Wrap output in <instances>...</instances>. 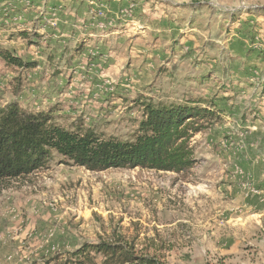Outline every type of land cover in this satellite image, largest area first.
Listing matches in <instances>:
<instances>
[{"label":"rangeland","instance_id":"obj_1","mask_svg":"<svg viewBox=\"0 0 264 264\" xmlns=\"http://www.w3.org/2000/svg\"><path fill=\"white\" fill-rule=\"evenodd\" d=\"M101 5L106 17L92 25ZM0 45L38 62L16 94L17 72L0 59V105H55L69 129L131 138L140 97L223 108L190 139L197 163L183 173L90 171L55 157L0 181V264H64L98 241L164 264H264V183L226 177L243 168L236 147L254 149L252 166L264 157V0H0Z\"/></svg>","mask_w":264,"mask_h":264},{"label":"trees","instance_id":"obj_2","mask_svg":"<svg viewBox=\"0 0 264 264\" xmlns=\"http://www.w3.org/2000/svg\"><path fill=\"white\" fill-rule=\"evenodd\" d=\"M30 34L28 29L19 31L22 37L30 38ZM88 39V33L79 38L72 56L86 49ZM0 59L16 70L14 91L20 93L26 78L23 72L34 70L38 62L1 45ZM140 102L143 117L136 133L127 139L80 124L66 128L54 120L55 105L34 110L19 99L0 105V181L46 169L55 157L90 171L143 168L179 174L192 169L197 160L190 139L219 120L223 108L204 98L165 103L140 97ZM70 255L64 264H164L156 256L138 254L134 245L122 241L86 242Z\"/></svg>","mask_w":264,"mask_h":264},{"label":"crops","instance_id":"obj_3","mask_svg":"<svg viewBox=\"0 0 264 264\" xmlns=\"http://www.w3.org/2000/svg\"><path fill=\"white\" fill-rule=\"evenodd\" d=\"M125 2H127V0H123ZM86 33H88L89 37L93 36V32L91 31H87ZM29 60H33V59H29ZM54 62V59H51V57L49 58V63ZM264 128V126H263ZM261 150H263V154H264V146L261 147ZM233 153L236 154V156L233 157V159L239 160V162L241 163V166L243 167L241 169V172H237L235 169L236 163L231 165L229 167V174H226V177L229 176L230 180H234V181H243V182H251L253 179L259 181V182H263L264 183V157L260 160V163L258 165L255 164V166H252V162L253 158L249 157L250 155H253L254 153V149H251V147H236L233 150ZM238 157V159L236 158ZM251 160V161H250ZM235 162V161H234ZM207 178H205L204 180H206Z\"/></svg>","mask_w":264,"mask_h":264},{"label":"built area","instance_id":"obj_4","mask_svg":"<svg viewBox=\"0 0 264 264\" xmlns=\"http://www.w3.org/2000/svg\"><path fill=\"white\" fill-rule=\"evenodd\" d=\"M128 8L131 9L132 7L129 6ZM105 17H106V10H105V7H103V5H101V6L97 7V11L94 12L93 17H92L93 23H91V24L94 25V24L100 22L101 18H105Z\"/></svg>","mask_w":264,"mask_h":264}]
</instances>
